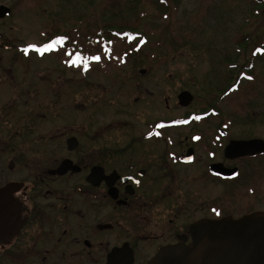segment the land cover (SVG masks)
<instances>
[{
  "label": "rangeland",
  "instance_id": "374dc122",
  "mask_svg": "<svg viewBox=\"0 0 264 264\" xmlns=\"http://www.w3.org/2000/svg\"><path fill=\"white\" fill-rule=\"evenodd\" d=\"M107 1L0 0L11 9L9 17L0 22L2 101L21 107L6 110L2 128L8 145L6 161L14 157L10 149L32 150L41 145L54 152V162L60 160V143L56 138L51 142L50 135L62 131L52 125L50 129L49 122L59 123L67 136L78 138L82 117L78 107L83 104L85 114L92 107L97 111L93 123L87 121L85 134L98 133L99 137L95 142L87 139V148L103 145L102 140L113 145L131 132L142 135L156 118L169 122L165 147L172 150L189 132L217 133L218 122L227 123L230 140L264 141V28L257 25L250 1L175 0L165 6L158 0H120L117 7L118 0H112L114 5L106 9ZM77 16L113 28L131 25L139 17V28L132 36L110 37L109 44L86 42L76 35L79 51L67 44L44 55L23 51L31 44L44 45L46 35L55 29L84 28V19L78 22ZM67 51L73 53L71 59L76 54L82 57L79 66L67 63ZM96 56L101 59H93ZM140 70L146 73L140 75ZM19 88L22 98L17 97ZM182 91L194 97L187 107L177 105ZM46 105L51 115L32 124L33 113H42ZM197 116L200 119L193 128L179 123ZM19 130L21 140L10 135ZM201 149L200 167L205 160ZM238 164L240 176L235 181L225 187L214 184L208 188L210 194L199 191L198 201H215L227 191L228 205L217 212L233 218L248 212L264 214V155ZM20 165L17 170L25 179L29 174Z\"/></svg>",
  "mask_w": 264,
  "mask_h": 264
},
{
  "label": "flooded vegetation",
  "instance_id": "af4514ba",
  "mask_svg": "<svg viewBox=\"0 0 264 264\" xmlns=\"http://www.w3.org/2000/svg\"><path fill=\"white\" fill-rule=\"evenodd\" d=\"M162 1L167 6L175 0ZM246 1L255 8L259 28H264V0ZM0 7L6 6L0 3ZM9 15L0 17V22ZM16 93L24 97L21 88ZM4 97L0 84V264H148L163 247L180 243L190 247L193 224L233 218L217 212L228 205L227 191L215 201H198V192L210 194L208 188L214 184L225 187L240 176L239 162L260 157H225L224 150L233 140L228 139L227 123L223 122L216 123L217 133L189 132L178 148L168 149L165 131L169 122L160 118L148 123L142 135L131 132L114 140L113 145L102 140L103 145L87 148V139L95 142L99 137L98 133L91 137L85 134L87 121L93 123L97 111L92 107L85 114L83 104L78 107L82 116L78 138L67 136L59 123L49 119V128L52 125L62 131L50 135L51 142L56 138L60 143L63 155L56 163L54 152L45 145L32 150L10 149L14 157L6 161L8 145L2 128L6 110L14 104L5 105ZM50 115L46 105L42 113H33L31 123ZM187 120L190 122L180 125L193 128L199 122ZM10 135L21 140L20 130ZM72 138L76 147L71 150ZM200 148L205 159L201 167ZM65 161L78 171L51 174ZM20 164L29 174L25 179L17 170L23 167ZM223 169H237V174L225 177ZM255 173L257 176V168ZM76 177L78 180H73Z\"/></svg>",
  "mask_w": 264,
  "mask_h": 264
},
{
  "label": "water",
  "instance_id": "95a60500",
  "mask_svg": "<svg viewBox=\"0 0 264 264\" xmlns=\"http://www.w3.org/2000/svg\"><path fill=\"white\" fill-rule=\"evenodd\" d=\"M9 13L7 7H0V17ZM140 74H144V70ZM192 100L193 96L187 91L177 95L180 107H187ZM73 141V138L69 141L72 142L71 150L76 147ZM262 154L264 141L260 139L231 141L224 150L228 159ZM71 169L78 171L71 162L65 161L51 174L63 175ZM223 171L229 178L237 174V169ZM190 233V247L184 243L163 247L148 264H264V214L252 213L238 219L200 220L193 224Z\"/></svg>",
  "mask_w": 264,
  "mask_h": 264
},
{
  "label": "trees",
  "instance_id": "16d2710c",
  "mask_svg": "<svg viewBox=\"0 0 264 264\" xmlns=\"http://www.w3.org/2000/svg\"><path fill=\"white\" fill-rule=\"evenodd\" d=\"M123 1H136V0H123ZM160 2V4L163 3L162 0H158ZM122 1L118 0L116 1V6L118 7L121 4ZM112 0H108L107 4L105 6L106 9H110L108 7V5L110 4L112 5ZM84 19L85 21V27L82 29L76 28L75 25H73L69 30L65 29L62 32H59V28L56 30H53L50 35H46V39H55L57 36L60 35H64L67 34V36L69 37V39L67 40V42L64 44V47L67 44V47L69 49L72 50H78L79 51V47H77V45L75 43V37L76 35L80 36V37H84L86 39V42H98V41H110L112 42V38H116L118 39V37L120 36V34L122 33H134L137 31V29L139 28V23L137 24V20H139V17H137L135 20L132 21L131 25H126V26H121V27H117V28H113V27H105L104 25L99 26V24L96 21H92L89 19H86V17L84 16H77V18H75L76 21L78 22H82ZM133 26V28H132ZM101 44V43H100ZM85 55V54H84Z\"/></svg>",
  "mask_w": 264,
  "mask_h": 264
},
{
  "label": "snow or ice",
  "instance_id": "6c2138e0",
  "mask_svg": "<svg viewBox=\"0 0 264 264\" xmlns=\"http://www.w3.org/2000/svg\"><path fill=\"white\" fill-rule=\"evenodd\" d=\"M69 37L67 35H60L57 36L55 39L51 40L50 43H46L42 46H37L35 44L29 45L27 48L23 49L25 53H27L29 50L35 51L39 53L40 55H44L46 52H51L58 50L57 46L63 47L64 44L67 42ZM257 51H260L259 49ZM66 55L70 58L67 63H69L70 66H79L82 62V57L79 54H76L75 59H71L73 53L71 51H67ZM93 59L99 61L101 58L99 56L93 57ZM85 69H87V64L85 63ZM247 79H253V77L248 76ZM194 119L199 120L200 117H194ZM180 123H187V121H181ZM160 127H164L163 125H160ZM153 133H149V136H152ZM155 135H160V133H155Z\"/></svg>",
  "mask_w": 264,
  "mask_h": 264
}]
</instances>
